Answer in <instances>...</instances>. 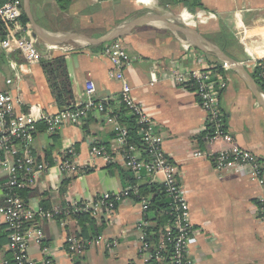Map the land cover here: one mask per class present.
I'll return each mask as SVG.
<instances>
[{"label":"crops","instance_id":"1","mask_svg":"<svg viewBox=\"0 0 264 264\" xmlns=\"http://www.w3.org/2000/svg\"><path fill=\"white\" fill-rule=\"evenodd\" d=\"M199 1L217 19L200 22L198 15L182 3L163 5L161 0H137L128 7L125 18L119 17L124 0H74L67 10H61L56 0H30V10L36 24L51 34L72 32L99 38L119 28L120 36L108 44L125 48L132 61L124 68L133 87L132 95L157 122L164 151L178 167L194 226L189 243L194 264H264V220L259 212L264 185L243 171L221 172L210 159L192 156L197 149L217 146H211L206 139L208 124L196 94L192 89L181 88L169 75L174 63L195 67V56L213 64H226L229 84L220 103L228 129L236 142L258 155L264 165V89L254 76L255 60L264 59V0ZM106 8L110 11L102 16V9ZM220 29L228 37L219 43L215 33ZM35 35L43 52L47 45H75L74 51L57 48L51 53L68 54L67 68L79 104L85 99L88 81L96 85V98H109L111 104L115 103L122 82L109 75L112 56L95 47L99 44H55ZM10 60L24 64V76L12 85L6 83L8 77L14 76ZM0 87L21 95L18 111L32 109L41 116L60 110L40 62L26 64L17 51L7 54L0 48ZM44 128L40 121L35 152L50 168L29 189L32 195L27 203L33 209L44 208V201L49 209H54L75 201H92L107 193L120 194L133 185L132 176L138 184L145 182H138L134 173L118 160L109 163L91 158L93 142L116 155L113 126L105 114L91 112L80 124L67 123L54 134L46 133ZM71 148L79 163V173L73 176L58 167L64 152ZM150 179L162 184L163 175ZM101 211L94 217L98 225L104 220V230L90 238L103 235L115 242L113 247L103 243L92 245L81 254L70 252L66 237L79 236L81 230L73 215L63 214L42 224L46 234L43 244L52 248L54 264H142L140 224L145 219L147 227L155 225L154 214L144 213L136 197L121 198L111 214L105 208ZM29 253L34 258L43 257L35 243L30 244Z\"/></svg>","mask_w":264,"mask_h":264},{"label":"built area","instance_id":"2","mask_svg":"<svg viewBox=\"0 0 264 264\" xmlns=\"http://www.w3.org/2000/svg\"><path fill=\"white\" fill-rule=\"evenodd\" d=\"M24 12L22 0H7L0 5V18L11 24L4 38L0 37V48L7 54L13 51L25 59L26 64H36L43 56L51 55L57 48L74 51V44L47 45L46 52L39 47V39L31 24L21 21ZM105 52L112 56L113 67L109 75L122 82L115 103L109 98H96V85L88 81L85 85V99L76 108H66L56 113L36 116L33 110L18 111L22 101L20 94L0 87V264H54L52 248L43 244L45 230L43 223L63 214L91 211L94 216L105 208L111 214L117 202L123 197L141 196L138 183L126 188L120 194L107 193L92 201H75L67 207L54 209H33L20 195L21 191L33 188L38 177L50 168V164L40 160L35 152V137L40 121L45 124V132L56 133L65 124H80L91 112L98 111L106 115V121L113 126V144L115 156L103 145L93 142L90 149L91 158H102L111 163L115 160L130 169L136 180L153 178L163 175V186L169 199L172 220L162 229V237L158 244L148 239L145 231L147 221L140 224L141 246L139 254L142 264H151L153 260L165 259L164 252L169 249L168 264H194L189 254L190 238L194 226L190 219V205L184 195L178 177V167L170 160L164 151V138L158 132L157 122L146 114L142 105L133 97V87L124 75V68L132 61L121 45H106ZM51 53V54H50ZM195 67L172 64L170 78L184 89H192L205 113L208 124L206 139L211 146L209 150L197 149L192 153L195 158H208L218 171L234 170L245 172L253 181L264 185V165L258 155L240 146L228 129L225 115L221 107V95L229 84L225 72L226 64H213L196 57ZM264 78V59L255 60ZM22 65L10 60L13 77H8L6 83L12 85L24 76ZM111 101V102H110ZM124 106L130 114L135 115L138 134L142 147L129 143V129L122 124L117 113ZM76 151L71 148L64 152L58 167L62 173L73 176L79 173V163L75 159ZM142 209L147 212L150 196L140 199ZM260 218L264 220V194L259 198ZM102 212V211H101ZM35 243L43 252L40 259L29 253V246ZM105 244L113 247L115 242L107 240L103 235L90 239L78 236L66 237V244L73 253L81 254L92 245Z\"/></svg>","mask_w":264,"mask_h":264},{"label":"trees","instance_id":"3","mask_svg":"<svg viewBox=\"0 0 264 264\" xmlns=\"http://www.w3.org/2000/svg\"><path fill=\"white\" fill-rule=\"evenodd\" d=\"M5 1L7 0H0V5L3 4ZM73 1L74 0H56L61 10H67ZM161 2L163 5L182 3L189 9V12L198 15L200 22L207 23L210 20L217 19V15L214 12L205 10L203 4L200 3L199 0H161ZM21 21L25 25H30V21L25 10L21 17ZM10 28L11 24L6 20L0 18V37L4 38ZM215 35L216 38H219V43L222 40L227 39L228 37V34L226 33V31H223V29H220V31L215 33ZM107 44L108 42H105L95 47H97L101 51H105ZM67 56L68 54L64 53L43 56L40 59V65L46 74L51 93L59 107L74 109L80 104L78 103L72 78L70 77L68 72ZM254 76L257 82L260 83V85L264 89V78L261 76V72L258 67L254 71ZM121 107L122 108L118 110L117 113L122 124H124L129 129L128 142L142 147L140 135L137 131L138 125L135 115H132L127 110H125L123 105ZM47 155L49 156V152H47ZM131 180L133 182V185H135L136 181L133 176ZM138 186L141 196H150V202L147 213L150 212L154 214V220L156 224L153 226L146 227L145 231L147 233L148 239L156 245L159 243V240L162 237L161 232L163 227L173 218V214H171L170 212L169 199L167 197L163 184L155 183L149 177L146 178L145 182L138 184ZM20 195L27 201V199L32 195V193L29 189H25L21 191ZM141 196L136 197V199L140 201ZM43 204L44 209H49L47 206L48 204H46L45 201ZM68 215H73L80 224L81 230L78 237L90 238L94 235L101 234L104 230V220L101 221V225H98L97 219L94 217L91 211H82L80 213L74 214L70 213ZM169 249L171 250V246H169L168 249L164 252V260H153L151 264H168V256L170 254Z\"/></svg>","mask_w":264,"mask_h":264},{"label":"water","instance_id":"4","mask_svg":"<svg viewBox=\"0 0 264 264\" xmlns=\"http://www.w3.org/2000/svg\"><path fill=\"white\" fill-rule=\"evenodd\" d=\"M25 5V12L30 17L32 23L31 27L34 31V33H38L43 39H46V42H54L55 44H59L62 42H69V41H75V42H86L88 44H102L105 42H109L118 36H120V32L117 30H113L110 33L99 37V38H89L85 34L82 33H72V32H66V33H60V34H51L50 32L44 30L43 28L39 27L36 22L31 17V10H30V0H24ZM36 30V32H35ZM61 110L66 109V107H60Z\"/></svg>","mask_w":264,"mask_h":264},{"label":"rangeland","instance_id":"5","mask_svg":"<svg viewBox=\"0 0 264 264\" xmlns=\"http://www.w3.org/2000/svg\"><path fill=\"white\" fill-rule=\"evenodd\" d=\"M136 2H137V0H124L123 7H122V13L119 15V17H121V18L127 17L128 16V7L135 4ZM112 4H113V2H111V5ZM109 11L110 10L108 8L102 9V16L108 15ZM103 23L104 22L102 21V24ZM104 30H106V29L104 28ZM34 250H36V248H34Z\"/></svg>","mask_w":264,"mask_h":264}]
</instances>
